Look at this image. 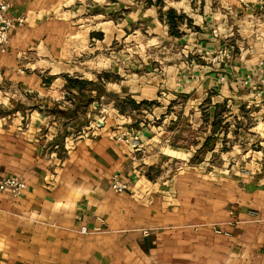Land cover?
I'll return each instance as SVG.
<instances>
[{
	"label": "crops",
	"instance_id": "0c3cea01",
	"mask_svg": "<svg viewBox=\"0 0 264 264\" xmlns=\"http://www.w3.org/2000/svg\"><path fill=\"white\" fill-rule=\"evenodd\" d=\"M157 5L186 16L179 35L156 0L15 1L25 21L0 51V179L26 188L0 191V264H264V173H227L244 107L264 136V86L239 84L264 68V0ZM136 24L204 61L167 65L144 84L105 80L120 72L106 70L104 47L131 40ZM124 96L155 104L122 113Z\"/></svg>",
	"mask_w": 264,
	"mask_h": 264
},
{
	"label": "rangeland",
	"instance_id": "374dc122",
	"mask_svg": "<svg viewBox=\"0 0 264 264\" xmlns=\"http://www.w3.org/2000/svg\"><path fill=\"white\" fill-rule=\"evenodd\" d=\"M156 7L158 17L168 23L166 16L167 8H163V5L158 6L157 0ZM176 15H182V22H187L184 14L175 13V16ZM176 23H178V20ZM173 29V31L179 32L177 25L176 28ZM135 30L137 32L136 34H133L134 37L131 40H129L128 37L126 39L122 38L120 41L104 47L103 56L106 70L111 65L115 70L119 68L120 72V76L114 75L109 69L108 73L110 75L107 72L104 73L106 75L105 80L108 76H112V79L118 81L122 80L125 82L133 79L137 80L140 84H144L149 80L148 78L150 74H156L157 76L163 77L162 73L167 65L182 63L184 71L188 72L191 62L197 63V61H204L203 59H200L201 56L197 52H192L191 54L189 51L190 48H188L185 43L180 42V40H166L161 39V37L157 35H151L147 33L148 29L141 24H136ZM168 30L170 32L169 24ZM132 31L133 29H131V32ZM224 51V49H221L216 54H211L210 60L225 58L226 56H223ZM193 78H196V76H193ZM236 82L239 83L238 81H235V83ZM239 84L244 87V85L241 84V81ZM161 92L164 93L163 90H161ZM162 94H158V96L164 98V95ZM124 97L126 98L127 96ZM105 99L106 102L102 108V114L107 116L112 110V106H109L111 103L107 101H110L112 98L111 96L106 95ZM116 105L122 107V113H134V115H139V117L143 115V111L149 112L148 108L152 109V105H142L139 108L134 109L126 100H124V98H117L114 103V106ZM253 110L254 107L252 106L251 108L244 107V120H242L244 136L241 138L232 137V142L228 144V146H234L229 158H227V161L230 163L229 167L232 166V169L227 171L230 175L239 173L246 176L258 171L264 173V136H258L255 132V128H253L255 124L253 119L249 116ZM171 111H177V108H174ZM216 161H218V158H216ZM255 162L259 165H256ZM257 166H259V168L255 169Z\"/></svg>",
	"mask_w": 264,
	"mask_h": 264
},
{
	"label": "built area",
	"instance_id": "2783aa9c",
	"mask_svg": "<svg viewBox=\"0 0 264 264\" xmlns=\"http://www.w3.org/2000/svg\"><path fill=\"white\" fill-rule=\"evenodd\" d=\"M16 0H0V51L5 52L9 44V35L12 29L15 27H20L24 24V17L21 15L14 16L11 14V9L14 6ZM213 34L216 35L215 30ZM223 56H227L226 51H224ZM261 67H264V62H260ZM241 84L248 87L256 83L262 84L264 86V68L260 70L257 74H245L240 80ZM118 141H123L130 143L133 148H138L140 146V139L138 135L128 136L126 133H122L116 137ZM26 185L23 179L19 176H4L0 179V191H7L13 197H18L25 190ZM111 188L117 193H122L127 189V185L119 181L117 176L112 177ZM81 233H87V228L82 227L80 229ZM220 233L219 230H216Z\"/></svg>",
	"mask_w": 264,
	"mask_h": 264
},
{
	"label": "trees",
	"instance_id": "16d2710c",
	"mask_svg": "<svg viewBox=\"0 0 264 264\" xmlns=\"http://www.w3.org/2000/svg\"><path fill=\"white\" fill-rule=\"evenodd\" d=\"M162 0H157V3L159 4H162ZM166 16H167V22L169 24V28H170V34H175V35H179L180 33L178 31H173L174 29L173 28H176V20H181L182 19V15H176L174 14V11L172 9H168L167 12H166ZM68 81H71L70 79H68ZM77 81V80H75ZM84 82V81H83ZM124 100H126L134 109H137L139 108L140 106L142 105H152V104H155L154 101H142L140 103H136L134 102L132 99L130 98H124ZM116 107L118 108V110L121 112L123 109L121 106L119 105H116Z\"/></svg>",
	"mask_w": 264,
	"mask_h": 264
}]
</instances>
